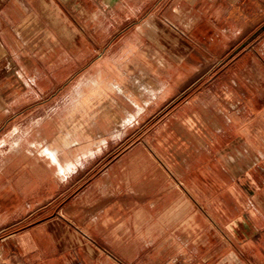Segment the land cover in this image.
<instances>
[{
  "label": "crops",
  "instance_id": "0c3cea01",
  "mask_svg": "<svg viewBox=\"0 0 264 264\" xmlns=\"http://www.w3.org/2000/svg\"><path fill=\"white\" fill-rule=\"evenodd\" d=\"M0 264H264V0H0Z\"/></svg>",
  "mask_w": 264,
  "mask_h": 264
}]
</instances>
